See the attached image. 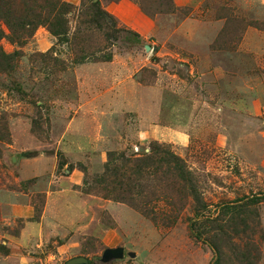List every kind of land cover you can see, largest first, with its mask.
<instances>
[{
	"label": "rangeland",
	"instance_id": "rangeland-1",
	"mask_svg": "<svg viewBox=\"0 0 264 264\" xmlns=\"http://www.w3.org/2000/svg\"><path fill=\"white\" fill-rule=\"evenodd\" d=\"M26 1L47 16L43 0ZM99 1L112 14L113 0ZM126 1L133 25L112 14L116 26L99 28L91 0H67L68 33L42 24L24 44L0 21V46L18 53L0 71V264H214L216 244L223 264L255 250L264 264V0ZM156 149L181 158L189 182L141 179L155 223L96 182L110 155ZM74 171L103 205L53 222L47 195ZM14 202L34 216L17 217ZM117 247L124 257L104 262Z\"/></svg>",
	"mask_w": 264,
	"mask_h": 264
},
{
	"label": "trees",
	"instance_id": "trees-1",
	"mask_svg": "<svg viewBox=\"0 0 264 264\" xmlns=\"http://www.w3.org/2000/svg\"><path fill=\"white\" fill-rule=\"evenodd\" d=\"M91 2L94 9L90 13H87L91 23L102 28L106 25L107 19L116 26L114 16L99 7V0H91ZM43 3L42 7L45 15H47L46 17L35 15V7L26 0H20L18 3L16 0H0V21H4L9 27L12 41L18 44L26 43L34 35L38 26L42 24L47 25L50 32L55 36L68 33L69 21L67 17L72 14L73 5L67 2V0H43ZM1 34L2 31L0 30V38ZM17 56L18 53H5L2 46H0V71L6 72L12 70ZM109 159L104 175L100 176L96 182L99 188L106 184V189L100 188L99 191L102 198L127 204L155 223L157 222L155 210L149 207L151 201H148L147 196L144 194L145 192L141 189L142 185L139 183L141 179L148 180L149 178H146V174L150 173L151 176L149 177H153L154 181H160L164 178H160L157 174L158 172H162V177L174 176L173 178H177L183 184L189 182V174L186 171L183 160L172 153L159 152L156 149L155 152L146 156L126 157L123 155L118 157L117 154H114L110 155ZM119 162L120 164H118ZM120 170L127 172L121 175ZM83 185L80 188L81 192L88 194V196L92 195V192L95 190L88 188L89 181H84ZM132 189H138L136 192L138 198L130 196ZM196 203H200L199 198H196ZM205 207L204 205H200L197 210L199 211V209ZM222 208L225 214L231 210L232 212L235 210V208L231 209L227 205ZM234 218L236 219L237 217ZM239 225L246 226V222L244 221ZM213 249H215L217 254L214 264H223L221 248L216 244ZM254 253H256V250L255 252L247 251L243 255L238 253L240 257L237 258L236 264H256L257 255Z\"/></svg>",
	"mask_w": 264,
	"mask_h": 264
},
{
	"label": "crops",
	"instance_id": "crops-1",
	"mask_svg": "<svg viewBox=\"0 0 264 264\" xmlns=\"http://www.w3.org/2000/svg\"><path fill=\"white\" fill-rule=\"evenodd\" d=\"M71 1V0H70ZM74 3L79 0H72ZM134 5H132V3L126 1V0H122L118 3H110L108 8H110V12L112 14H114L116 17L129 22V24L133 25L136 23V21L139 19V15L137 14H132L130 16H128L129 12L132 13V11L134 10ZM128 13V14H127ZM128 17V19L126 20L125 18ZM85 180V176L82 174V172L79 171H74L70 176L66 177V181H68L64 186L67 187H62L61 189H58L55 192H49V194L47 195V201H46V207H45V213L46 215L49 217L52 216V214H54L53 216L55 218L53 219H49L52 220L53 222H65V220L69 223L70 221H68L69 219L64 218V216L60 215L59 212L60 211H64L67 210L69 211V209H73V210H78V213L80 215H84L85 213H88V210H92L94 209V207L98 208L100 207L99 204L103 205V202L98 201L94 196L89 195L88 194H84L81 192V187L84 183ZM66 195V197H72L74 199V201L77 203L75 204H69L66 203L64 207H61V204L59 203L61 201V198ZM68 195V196H67ZM12 211L14 214H16L17 217L20 218H25V219H30L34 216V208L28 204H21V203H17L14 202L12 204ZM68 213V212H67ZM52 216V217H53ZM89 216V213L88 215ZM63 218V220H61V218ZM74 224L78 223L75 221ZM79 227V226H78ZM30 228V226L27 224L25 229H24V233L25 231H27ZM100 229V228H99Z\"/></svg>",
	"mask_w": 264,
	"mask_h": 264
},
{
	"label": "water",
	"instance_id": "water-1",
	"mask_svg": "<svg viewBox=\"0 0 264 264\" xmlns=\"http://www.w3.org/2000/svg\"><path fill=\"white\" fill-rule=\"evenodd\" d=\"M149 50L150 47L148 46ZM125 250L122 247L117 248H108L104 251L103 261L109 262L113 259H120L124 257ZM132 257H135V254H131ZM66 264H88V260L85 257H77L69 260Z\"/></svg>",
	"mask_w": 264,
	"mask_h": 264
}]
</instances>
